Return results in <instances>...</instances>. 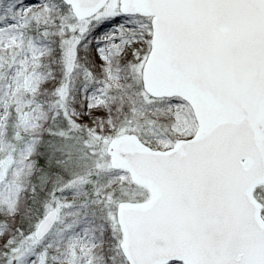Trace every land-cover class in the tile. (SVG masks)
I'll return each instance as SVG.
<instances>
[{
  "label": "snow or ice",
  "instance_id": "1",
  "mask_svg": "<svg viewBox=\"0 0 264 264\" xmlns=\"http://www.w3.org/2000/svg\"><path fill=\"white\" fill-rule=\"evenodd\" d=\"M0 264H264V0H0Z\"/></svg>",
  "mask_w": 264,
  "mask_h": 264
}]
</instances>
